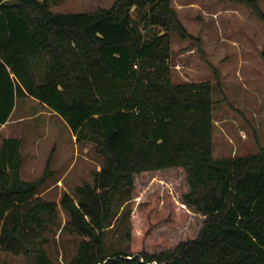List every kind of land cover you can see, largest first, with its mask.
Masks as SVG:
<instances>
[{
	"label": "trees",
	"instance_id": "1",
	"mask_svg": "<svg viewBox=\"0 0 264 264\" xmlns=\"http://www.w3.org/2000/svg\"><path fill=\"white\" fill-rule=\"evenodd\" d=\"M64 1L0 0V125L17 98H31L102 157L93 183L76 187V200L65 193L59 201L70 218L64 230L81 238L67 264H264V147L254 155L213 157L211 84L171 80V34L193 39L171 0H114L93 13L50 11ZM228 1L264 22L257 0ZM39 58L43 84L35 73ZM21 145L18 138L0 145V251L26 264H52L44 246L58 224V204L37 196L51 157L45 176L25 181ZM172 168L186 174L181 203L203 217L198 235L174 247L166 237L148 244L161 225L185 222L174 219L170 198L160 209L156 193L140 205L142 234L131 236L126 225L128 251L111 250L107 229L122 217V204L131 213L134 176Z\"/></svg>",
	"mask_w": 264,
	"mask_h": 264
},
{
	"label": "rangeland",
	"instance_id": "2",
	"mask_svg": "<svg viewBox=\"0 0 264 264\" xmlns=\"http://www.w3.org/2000/svg\"><path fill=\"white\" fill-rule=\"evenodd\" d=\"M114 0H65L51 5L55 14L93 13L109 8ZM264 12V0H257ZM177 16L193 39L181 40L171 34V80L174 85L209 82L212 86V143L216 159L254 155L264 147V22L245 5L228 0H171ZM135 13L133 12V16ZM43 57V56H42ZM41 58V57H40ZM37 60V65L39 60ZM38 84L44 83L42 63L35 68ZM9 138L21 139L23 163L20 176L25 181L48 175L38 197L58 204V224L46 234L44 246L52 264H67L75 254L80 235L69 227V216L59 206L63 194L76 200L75 188L92 184L101 170L102 157L90 143H76L64 121L31 98H17L11 119L0 126V145ZM135 192L131 213L119 209L118 220L107 229L111 250L128 251L122 233L128 225L131 236L142 234L140 205L159 193V208L166 199L175 209L174 219L184 217L178 226L161 225L148 244L166 237L172 246L194 239L203 217L181 203L188 190L182 170L165 169L134 176ZM128 207V205H126ZM148 252H152L147 248ZM22 256L0 251V264H26Z\"/></svg>",
	"mask_w": 264,
	"mask_h": 264
},
{
	"label": "crops",
	"instance_id": "3",
	"mask_svg": "<svg viewBox=\"0 0 264 264\" xmlns=\"http://www.w3.org/2000/svg\"><path fill=\"white\" fill-rule=\"evenodd\" d=\"M10 119H11V116H10V118H9V120H8V122L6 123V124H4V125H7L8 123H9V121H10ZM4 125H0V126H4ZM74 138V137H73ZM75 139V138H74ZM23 163V162H22ZM22 166V165H21ZM20 170H21V168H20ZM21 175V174H20ZM21 177V176H20Z\"/></svg>",
	"mask_w": 264,
	"mask_h": 264
}]
</instances>
